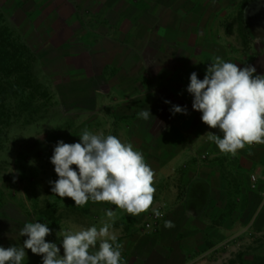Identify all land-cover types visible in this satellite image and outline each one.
<instances>
[{
	"label": "crops",
	"instance_id": "0c3cea01",
	"mask_svg": "<svg viewBox=\"0 0 264 264\" xmlns=\"http://www.w3.org/2000/svg\"><path fill=\"white\" fill-rule=\"evenodd\" d=\"M0 6L3 13L15 16L18 24L12 26L33 35L40 45L33 48L36 52L49 47L52 59L63 67L64 61L74 60L70 73L86 79L83 88L92 100H105L102 104L131 123L127 131L121 126L120 134L138 141L132 144L134 149L155 173L152 208L162 216L154 233L139 229L148 211L132 216L104 203L97 216L84 217L82 224L68 217L49 227L52 232L46 242L56 243L60 255L62 232L99 229L104 222L111 224L110 231L122 245L121 264H188L243 230L261 199L258 191L235 180L234 164L241 167L247 161L249 176L261 175L264 144L246 145L236 155L220 152L206 133H222L202 122V113L192 108L194 98L187 87L191 73L202 80L215 57L240 68L254 66V75H264V0H252L243 8L247 52L241 57L238 53V61L230 60L235 55L227 38L225 42L219 38L204 41L194 36L192 26L167 19L166 9L156 7L154 0H1ZM258 37L260 47L252 56L251 43ZM82 56L89 60L88 69L80 67ZM155 58L159 62H149ZM174 105L186 107L187 114H173ZM146 108L152 114L148 120L138 115ZM203 154L209 157L205 163L199 161ZM106 210L115 212L114 220L108 219ZM167 220L174 227L165 228ZM25 223L29 221L19 215H0V246H22L27 239L20 236ZM25 251L23 264H43L42 256Z\"/></svg>",
	"mask_w": 264,
	"mask_h": 264
},
{
	"label": "rangeland",
	"instance_id": "374dc122",
	"mask_svg": "<svg viewBox=\"0 0 264 264\" xmlns=\"http://www.w3.org/2000/svg\"><path fill=\"white\" fill-rule=\"evenodd\" d=\"M250 1L252 0H154L156 7L160 6L161 10L166 9L167 19L176 21L177 24L187 22L192 26V32L195 31L194 36L204 41L219 38V41L225 42L227 38L230 52L235 55L230 56L231 61L240 60L237 59V54L239 53L241 57L247 52L248 39L242 27V16L243 8ZM0 16L12 33L35 56L37 80L48 96L39 103L40 112L34 122L22 125L20 120H15L2 137L0 215H19L29 222L46 223L48 227H56L57 223L66 221L68 217L75 224H82L84 217L97 216L104 203L100 205L92 202L89 206L78 207L72 199L65 197L62 200L51 192L52 185L49 182L58 179L54 165L51 163L54 148L61 140L65 143L79 142V137L85 129L93 134L114 135L123 143L137 145L138 141H131L120 134V127L127 131L131 123L128 121L125 123L124 116L115 114L111 106L102 104L105 100L101 103L95 102L96 99L92 100L90 92H85L83 88L86 79L82 75L74 76L72 72L70 73L74 60L64 61L63 67V64L52 59L49 47L46 52H36L34 49L40 45L35 43L33 35L27 31L23 32L19 26L11 25L18 24L15 16L10 15L14 19L10 18L3 13L1 6ZM27 40L32 42L28 44ZM86 45L90 47L92 44ZM259 47L260 42L251 43L252 56ZM79 60L83 63L80 67L89 68V60L85 56L80 57ZM149 62L159 61L155 58ZM208 159L207 154L199 157L201 163L207 162ZM234 165L235 177H237L235 180L239 178L244 185H248L250 191H256L250 187L249 162L241 164V167L237 166V163ZM256 207L239 234L225 241L212 252L198 255L188 264H239L263 255L264 201L259 200ZM149 213L148 211L144 215L139 229L142 230V224Z\"/></svg>",
	"mask_w": 264,
	"mask_h": 264
},
{
	"label": "clouds",
	"instance_id": "9594fccd",
	"mask_svg": "<svg viewBox=\"0 0 264 264\" xmlns=\"http://www.w3.org/2000/svg\"><path fill=\"white\" fill-rule=\"evenodd\" d=\"M260 38H257L259 42ZM254 66L240 68L237 63L215 57L201 80L197 73L190 75L187 91L193 96L192 108L202 113L201 120L221 135L206 133L207 139L224 154L236 155L246 145L264 144V75H254ZM165 103H170L165 101ZM173 114H187V109L174 105ZM148 120V108L139 114ZM79 142L58 141L51 157L58 179L51 192L62 200L67 197L78 207L89 201L108 203L127 212L140 215L150 209L157 218L162 213L152 208L155 193V173L143 154L131 143H123L114 135L93 134L82 131ZM108 219L115 212L106 210ZM165 228L174 227L171 220ZM104 222L78 231H64L63 255L56 243L46 242L52 230L46 223H25L20 236L27 239L22 246H0V264H23L26 249L43 257V264H121L122 245ZM99 244L98 250L96 249Z\"/></svg>",
	"mask_w": 264,
	"mask_h": 264
},
{
	"label": "trees",
	"instance_id": "16d2710c",
	"mask_svg": "<svg viewBox=\"0 0 264 264\" xmlns=\"http://www.w3.org/2000/svg\"><path fill=\"white\" fill-rule=\"evenodd\" d=\"M36 58L0 16V146L13 121L34 122L47 92L36 76ZM239 264H264V253Z\"/></svg>",
	"mask_w": 264,
	"mask_h": 264
},
{
	"label": "built area",
	"instance_id": "2783aa9c",
	"mask_svg": "<svg viewBox=\"0 0 264 264\" xmlns=\"http://www.w3.org/2000/svg\"><path fill=\"white\" fill-rule=\"evenodd\" d=\"M259 181H261L260 186H258ZM249 182H250L251 189L258 191L261 199L264 201V169L261 175L257 173L251 174L249 176ZM160 219L161 217L157 218L154 212H150L142 224V230L146 234L154 233L159 226Z\"/></svg>",
	"mask_w": 264,
	"mask_h": 264
}]
</instances>
